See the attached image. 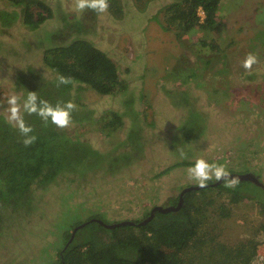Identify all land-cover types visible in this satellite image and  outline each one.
<instances>
[{
	"label": "rangeland",
	"instance_id": "obj_1",
	"mask_svg": "<svg viewBox=\"0 0 264 264\" xmlns=\"http://www.w3.org/2000/svg\"><path fill=\"white\" fill-rule=\"evenodd\" d=\"M43 1L53 13L36 29L20 18L7 25L0 18V115H8V96H19L21 103L26 96L17 83L19 75L34 69L41 77H53L42 53L55 43L50 34L61 30L57 43L80 36L105 52L123 85L113 95L84 87L78 94L93 117L116 111L121 126L107 136L95 128L97 123L71 122L67 130L80 134L95 150L134 155L121 142L139 127L143 149L134 155L138 159L113 173L66 174L34 189V210L0 230V264H49L63 242L61 229L88 221L93 212L103 222H119L141 219L156 205H172L168 200L183 187L197 185L189 179L187 165L157 175L179 161L204 158L225 165L228 172H253L264 184V0H221L212 30L195 27L180 38L174 26L164 28L163 6L173 0H108L105 13L77 11L75 0ZM18 9L0 0L1 12ZM61 18L74 25L68 29ZM248 53L258 57L251 73L241 67ZM190 110L197 112L191 129L195 138L182 145L179 137ZM209 195L217 201L206 218L215 237L228 247L257 238L249 264H263L256 199L245 196L230 203L228 195L215 190Z\"/></svg>",
	"mask_w": 264,
	"mask_h": 264
},
{
	"label": "trees",
	"instance_id": "obj_2",
	"mask_svg": "<svg viewBox=\"0 0 264 264\" xmlns=\"http://www.w3.org/2000/svg\"><path fill=\"white\" fill-rule=\"evenodd\" d=\"M8 1L19 9L0 11L4 25L20 18L25 26L36 29L53 13L43 0ZM220 1L173 0L163 6L162 12L167 23L164 28L174 26L178 38L195 27L210 31L215 27ZM199 10L203 18L197 13ZM62 20L68 29L74 25L67 23L65 18ZM60 37L61 30L50 34L55 43L42 53L43 65L53 74L52 78L41 77L34 69L19 75L17 83L26 92L23 98L27 97L28 91H35L40 99L53 105L71 100L77 106L71 113L72 122L85 125L97 123L98 127L95 128L107 136L111 130L122 125L121 115L110 111L98 118L93 117L92 111L80 102L78 94L83 87L101 95L115 94L123 86L118 68L105 52L87 39L77 36L69 43H57ZM57 74L70 77L72 82L57 86ZM195 113L196 110L188 111L178 142L182 145L187 139L195 138L191 130L197 120L194 118ZM24 120L33 130L30 135L36 137L30 146L23 144L24 137L18 129L0 115V230L6 227L9 220L23 218L34 210V189L53 184L66 174L82 176L98 170L113 173L133 159H138L143 149V135L138 125L121 142L122 147H128L134 155L138 153L135 157L128 151L127 154H114L112 151L95 150L80 134L67 128H58L50 121L45 124L35 114L25 113ZM193 163L192 160L179 161L157 175L174 167L192 166ZM211 182L216 181H208ZM224 185L225 181H221L216 185L189 191L184 195L182 207L178 211L156 212L146 224L139 222L149 215V211L141 219L131 220L133 224L111 228L93 220L78 228L69 243L72 229L81 222L65 227L61 229L59 237L63 242L49 264H249L256 253L257 238L235 247L225 246L219 241L211 231L213 228L206 223L208 209L215 207L217 202L209 192L215 190L218 195H228L230 203H237L245 196L256 199L261 215L258 225L261 237H264V192L260 187L244 181H239L235 188ZM177 199L178 196L170 198L168 204L175 205ZM217 208L221 211L223 205L218 203ZM93 213L88 220L100 218V213Z\"/></svg>",
	"mask_w": 264,
	"mask_h": 264
},
{
	"label": "clouds",
	"instance_id": "obj_3",
	"mask_svg": "<svg viewBox=\"0 0 264 264\" xmlns=\"http://www.w3.org/2000/svg\"><path fill=\"white\" fill-rule=\"evenodd\" d=\"M108 0H75L74 9L83 12L86 9L93 10L97 13H105L108 10ZM258 63L257 55L248 53L241 67L251 73L253 65ZM57 86L70 84L71 78L57 74ZM8 105V115L6 121L13 127L17 128L20 134L24 137L23 144L30 146L36 140L34 135H30L33 131L30 125H27L24 120V113L29 115L35 114L47 124L49 121L58 128H67L71 125V113L76 109V104L71 101L64 103L51 104L47 100L40 99L35 91H28L27 97L21 103V98L12 94L6 98ZM181 158H186L183 151L180 152ZM187 174L190 180H193L199 187L207 186V182L215 179V181H225V187L235 188L238 184V178L231 176L225 165L217 162H209L204 158L195 159L192 166L187 169Z\"/></svg>",
	"mask_w": 264,
	"mask_h": 264
},
{
	"label": "water",
	"instance_id": "obj_4",
	"mask_svg": "<svg viewBox=\"0 0 264 264\" xmlns=\"http://www.w3.org/2000/svg\"><path fill=\"white\" fill-rule=\"evenodd\" d=\"M229 173L231 174V176L238 178L239 181H249L250 183H253L256 186L260 187L264 191V184L253 173H251V172H242V173L229 172ZM220 182L221 181H216V182H214L212 184L207 183V186L216 185V184H218ZM199 188H201V187H199L198 185H189V186L183 187L182 190L180 191L179 195H178V199H177V202H176L175 205H167V206L156 205V206H153L150 209L149 215L146 216L145 218H143V220H141L139 223L140 224H146L149 220H151L153 218V216H154V214L156 212L169 213L171 211H178L182 207L184 195L187 192H189V191L197 190ZM93 220L98 222V223H100V224H102L103 226H106V227H109V228L115 227V226H118V225H127V224H133L134 223L131 220H122V221H119V222L106 224L103 221H101L100 219H91V220H88V221H86L84 223L79 224L78 226H76L73 229V231L71 233V237H69L70 239L68 240V243L71 241L72 237H74V233H75V231L78 228L83 227L85 225V223L92 222ZM68 243L66 244V246L68 245Z\"/></svg>",
	"mask_w": 264,
	"mask_h": 264
},
{
	"label": "flooded vegetation",
	"instance_id": "obj_5",
	"mask_svg": "<svg viewBox=\"0 0 264 264\" xmlns=\"http://www.w3.org/2000/svg\"><path fill=\"white\" fill-rule=\"evenodd\" d=\"M232 172H234V171H232ZM246 172H250V171H246ZM238 173H242V172H238ZM251 173H253V172H251ZM255 174V173H254ZM258 177V179L260 180V177L259 176H257ZM239 181V180H238ZM261 181V180H260ZM244 182H248L249 184H252V185H255V184H253V183H250L249 181H244ZM208 183V182H207ZM211 183H213V182H211ZM149 212H150V210H149Z\"/></svg>",
	"mask_w": 264,
	"mask_h": 264
},
{
	"label": "built area",
	"instance_id": "obj_6",
	"mask_svg": "<svg viewBox=\"0 0 264 264\" xmlns=\"http://www.w3.org/2000/svg\"><path fill=\"white\" fill-rule=\"evenodd\" d=\"M200 11H201V10H200ZM200 14H201V15H200ZM200 14H199L200 17L203 18V13H202V11L200 12ZM263 259H264V257H263Z\"/></svg>",
	"mask_w": 264,
	"mask_h": 264
}]
</instances>
